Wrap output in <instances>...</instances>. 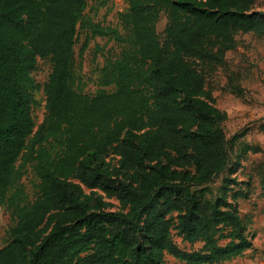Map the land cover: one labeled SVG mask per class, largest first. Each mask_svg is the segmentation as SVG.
I'll use <instances>...</instances> for the list:
<instances>
[{
	"label": "trees",
	"instance_id": "1",
	"mask_svg": "<svg viewBox=\"0 0 264 264\" xmlns=\"http://www.w3.org/2000/svg\"><path fill=\"white\" fill-rule=\"evenodd\" d=\"M87 2L0 0V207L12 223L0 264H165L166 255L221 264L240 256L252 241L229 200L247 195H230L229 177L211 186L231 157L227 114L205 84L224 67L229 92L239 94L225 55L240 33L264 36V12L253 0H127L116 26H105L84 18ZM79 30V56L94 37L121 48L97 79L113 92L74 88ZM38 59H49L51 71L34 131ZM192 166L194 174L185 170ZM28 170L37 180L32 201L21 184ZM83 188L102 195L86 203ZM108 200L119 210H108Z\"/></svg>",
	"mask_w": 264,
	"mask_h": 264
},
{
	"label": "rangeland",
	"instance_id": "2",
	"mask_svg": "<svg viewBox=\"0 0 264 264\" xmlns=\"http://www.w3.org/2000/svg\"><path fill=\"white\" fill-rule=\"evenodd\" d=\"M255 2L258 0H254ZM128 4L127 0H88L87 8L84 12V18L90 19L94 23H100L102 25L116 26L117 14L126 10ZM166 24V17L163 13L160 14L156 24V31L159 39L164 37L163 31ZM80 31V36L77 44L74 47L75 62L73 70L74 88L86 95H94L99 92L110 93L115 90V86L100 87L97 84L101 72V67L104 63L105 57H117L121 48L113 42L107 40V38L94 37L89 40L87 49L79 56L81 47L84 44L85 33ZM237 52V54L235 53ZM233 57L243 55L238 51L232 52ZM234 58L230 57L229 60ZM231 66L230 72L236 77L240 76V67L234 64ZM239 68V69H238ZM51 71V63L49 59H38L35 70L32 72L35 84L38 86L33 91L34 104L31 107V116L34 123V131L38 125L42 122L45 114L46 98L43 93V85L48 79V75ZM227 70L224 67H220L217 71L206 77V88L210 91L215 99V105L218 109L222 110L225 107H237L238 97L234 94H230L228 89L224 88L225 80L227 79ZM234 80V76L232 77ZM236 87V84H233ZM237 104V105H236ZM224 111V110H222ZM225 137L228 141V148L231 157V163L225 171V173L217 178L212 187H218L223 177H229L233 179L231 185L230 195L234 192H242L247 195L246 198H237L234 201H230L232 205L236 206L239 215L245 222H248V235L251 238L252 244H254L259 253H253L254 257L251 260L255 264L264 263V154L257 153L254 147L243 153L241 147L243 146V139L240 134L242 131L236 129V125L233 124V118L230 115L227 120L222 124ZM112 165L116 164V158L109 156L107 159ZM262 164V169L259 171V164ZM19 164V162H18ZM187 172L194 174L195 167L185 169ZM258 170V171H257ZM121 178V176H118ZM37 183L34 174L28 170L23 176L21 184L24 187V192L27 196V200L32 201L35 198V192L33 185ZM84 195L83 201L91 204L92 199L102 195L98 190H91L83 188ZM111 206L108 210L118 211L119 206L116 200H108ZM171 217L177 219L178 214L172 213ZM12 227V223L9 218V214L5 208L0 207V248L3 247L8 241V233ZM173 240L181 248L188 250L189 246L186 243H181L179 237H174ZM200 244L195 245V249H198ZM235 258L230 259L235 260ZM165 264H183V262L175 259L171 256H164Z\"/></svg>",
	"mask_w": 264,
	"mask_h": 264
},
{
	"label": "crops",
	"instance_id": "3",
	"mask_svg": "<svg viewBox=\"0 0 264 264\" xmlns=\"http://www.w3.org/2000/svg\"><path fill=\"white\" fill-rule=\"evenodd\" d=\"M253 2L256 11L264 12V0L256 2L253 0ZM236 41V48L226 53L225 60L228 69L231 67L229 63L236 64L241 68H238L240 76L236 77L234 74L235 84L239 89V94H234L238 97L236 99L238 106L231 107V109L225 107L222 110L226 112L227 118L232 116L236 129L242 131L241 138L244 143L241 149L243 153H246L250 147H254V150L258 151L257 153L264 154V36L240 33L236 36ZM234 51L243 55L233 57L232 52ZM235 53L237 54V52ZM230 57L234 59L230 61ZM228 80L227 77L224 88L229 91ZM261 165L260 163L259 166ZM256 248L252 244L235 260L225 261L221 264H255L251 257H254L255 253H259Z\"/></svg>",
	"mask_w": 264,
	"mask_h": 264
}]
</instances>
